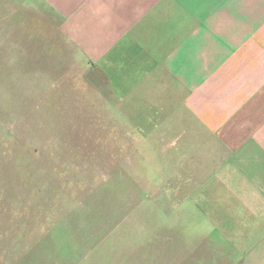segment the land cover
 <instances>
[{
  "label": "crops",
  "instance_id": "obj_1",
  "mask_svg": "<svg viewBox=\"0 0 264 264\" xmlns=\"http://www.w3.org/2000/svg\"><path fill=\"white\" fill-rule=\"evenodd\" d=\"M0 7L12 20L36 15L37 29L66 51L53 89H88L99 100L93 108L136 150L147 144L158 160L150 189L179 236L210 240L204 252L232 253L211 264H264V0Z\"/></svg>",
  "mask_w": 264,
  "mask_h": 264
},
{
  "label": "rangeland",
  "instance_id": "obj_2",
  "mask_svg": "<svg viewBox=\"0 0 264 264\" xmlns=\"http://www.w3.org/2000/svg\"><path fill=\"white\" fill-rule=\"evenodd\" d=\"M3 10L0 264L232 259V253L204 252L210 240L171 228L159 191L150 189L158 160L149 157L147 144L136 150L115 120L93 108L99 100L90 101L88 89H53L54 65L67 63L58 61L52 31L37 29L36 15L16 13L12 20Z\"/></svg>",
  "mask_w": 264,
  "mask_h": 264
}]
</instances>
